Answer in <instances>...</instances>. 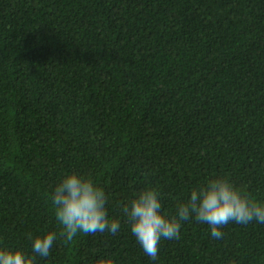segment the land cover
<instances>
[{
	"label": "trees",
	"instance_id": "1",
	"mask_svg": "<svg viewBox=\"0 0 264 264\" xmlns=\"http://www.w3.org/2000/svg\"><path fill=\"white\" fill-rule=\"evenodd\" d=\"M90 178L120 230L59 237L51 193ZM221 175L264 202V0H0V247L34 264H264V223L182 221L147 256L121 211ZM175 198V199H174ZM57 234L48 257L28 234Z\"/></svg>",
	"mask_w": 264,
	"mask_h": 264
},
{
	"label": "clouds",
	"instance_id": "2",
	"mask_svg": "<svg viewBox=\"0 0 264 264\" xmlns=\"http://www.w3.org/2000/svg\"><path fill=\"white\" fill-rule=\"evenodd\" d=\"M106 201L104 190L90 178L65 173L51 193L59 237L69 243L78 234L105 231L117 234L121 225L118 220L109 218ZM121 211L137 242L152 260L157 259L162 239H179L182 221L207 224L215 239L222 238L221 229L232 222L241 225L253 221L264 223V202L237 188L225 176L215 174L206 178L202 185L193 187L187 199L177 200L175 214L170 217L163 213L161 193L155 187L134 192L130 201L121 205ZM28 238L32 241V252L46 258L57 234L47 231L33 236L29 233ZM34 259L18 248L0 247V264H34ZM95 264H113V261L110 257H101Z\"/></svg>",
	"mask_w": 264,
	"mask_h": 264
}]
</instances>
